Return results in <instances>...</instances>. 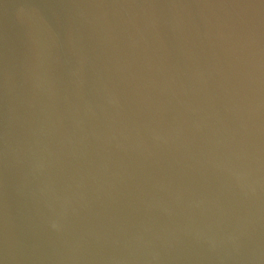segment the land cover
Instances as JSON below:
<instances>
[{"label": "water", "instance_id": "95a60500", "mask_svg": "<svg viewBox=\"0 0 264 264\" xmlns=\"http://www.w3.org/2000/svg\"><path fill=\"white\" fill-rule=\"evenodd\" d=\"M0 264H264V0H0Z\"/></svg>", "mask_w": 264, "mask_h": 264}]
</instances>
